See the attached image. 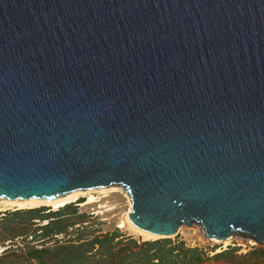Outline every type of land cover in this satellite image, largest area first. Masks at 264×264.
<instances>
[{"label":"water","instance_id":"1","mask_svg":"<svg viewBox=\"0 0 264 264\" xmlns=\"http://www.w3.org/2000/svg\"><path fill=\"white\" fill-rule=\"evenodd\" d=\"M111 185L264 244V0H0V198Z\"/></svg>","mask_w":264,"mask_h":264},{"label":"rangeland","instance_id":"2","mask_svg":"<svg viewBox=\"0 0 264 264\" xmlns=\"http://www.w3.org/2000/svg\"><path fill=\"white\" fill-rule=\"evenodd\" d=\"M115 188L105 196L93 194L98 196V201L86 205H83L85 196H81L78 201L59 208L32 207L35 218H28L22 212L27 208L14 209L0 204V264L32 263L36 259L27 258L26 253L34 249L41 251L38 255L48 264H54L65 255L72 256L71 264H151L143 260V253L138 252L140 248L145 250L144 254L155 252L163 256L168 264H264V244L248 243L251 239L232 235L229 243L222 247L221 242H209L194 232L192 224H181L177 232L168 237L157 235L153 239L139 240L136 234L120 227L130 201L121 187ZM46 222L50 223V228L60 226L61 231L48 230L44 235L42 227ZM194 225L196 229L199 227ZM144 241L147 243L142 244ZM187 248L193 249L190 252L199 260L190 258ZM85 250L88 252L84 253ZM136 251V255L133 254Z\"/></svg>","mask_w":264,"mask_h":264},{"label":"bare ground","instance_id":"3","mask_svg":"<svg viewBox=\"0 0 264 264\" xmlns=\"http://www.w3.org/2000/svg\"><path fill=\"white\" fill-rule=\"evenodd\" d=\"M111 186L95 187V188H88V189H83V190L74 189V190H71L70 192H68L66 194L59 195V196H56V197L51 198V199H36V198H25V199H23V198H20V199H17V200H12V199L0 198V204L3 207H11V208H14V209L32 208V207H35V206H38V205H43V206L47 205V206H51L52 208H56V207L59 208V206H63L66 203L69 204L70 202L78 201L77 200L78 197L85 196V200L83 202V205H86V204H89L91 202L98 201V196H96V195L94 196L93 194L101 193L102 195L100 194V197L101 196H105L107 193L111 192L112 188H115V187L117 188L118 187V186H115V187H111ZM125 196H126V198L128 199V202H129L128 195L125 194ZM129 210L130 209H128V211L124 214L123 218L121 219L120 227H124L129 232H131L133 234H136L141 240L153 239V238L158 237L157 235L150 234V233H145V232H142L140 230L135 229L132 226L131 222L129 221L128 217H127V213L129 212ZM191 228H192V230L194 232H197L198 234H201L203 236L201 227H198L196 229V225L192 224ZM173 234H174V232L170 233V234H168L166 236H171ZM206 239L209 242H221L223 244L222 247H225L230 241V237H226V238H224L222 240H213V239H210V238H206ZM247 242L248 243H252V240H247Z\"/></svg>","mask_w":264,"mask_h":264},{"label":"trees","instance_id":"4","mask_svg":"<svg viewBox=\"0 0 264 264\" xmlns=\"http://www.w3.org/2000/svg\"><path fill=\"white\" fill-rule=\"evenodd\" d=\"M22 212H24V213H26L27 214V216H28V218H35L34 217V215H33V208H27V209H25L24 211H22ZM53 213H58V211L57 212H53ZM33 216V217H32ZM43 229H45L44 231H43V234L44 235H47V231L48 230H50V231H53V233H59L61 230V227L60 226H56V227H51L50 228V223L48 224V222H46L44 225H43V227H42ZM145 243H147V241H144V242H142V244H145ZM193 249H191V248H187L186 249V251L187 252H190V251H192ZM43 251V250H42ZM39 252H41V251H39V249H34V250H32V251H30V252H28V253H26V256L27 257H31V258H36L37 259V264H48L47 262H45L44 260H43V258H42V256L41 255H38L39 254ZM73 252V251H72ZM138 252H142L143 253V260H147V261H149V262H151V264H168V263H165L164 262V258H163V256H161V255H158V254H156L155 252L153 253V254H151V255H148V254H144V252H145V250L144 249H142V248H140L139 250H138ZM69 254H70V252H69ZM77 255V254H76ZM154 256V257H153ZM72 256H67V255H65V256H60L59 257V260L58 261H56L54 264H71L70 262H71V258ZM153 258H155L156 259V261L155 262H152L151 260L153 259ZM190 258H192L194 261H196V260H199V258L193 253V252H190ZM1 260V259H0ZM184 261H185V259H184ZM187 261V260H186ZM9 263H13V261H8ZM14 264H19V263H16V262H14ZM118 264V263H117ZM119 264H121V263H119ZM169 264H173V263H169ZM174 264H183V263H174Z\"/></svg>","mask_w":264,"mask_h":264},{"label":"crops","instance_id":"5","mask_svg":"<svg viewBox=\"0 0 264 264\" xmlns=\"http://www.w3.org/2000/svg\"><path fill=\"white\" fill-rule=\"evenodd\" d=\"M87 252H88L87 250L84 251V253H87ZM136 253H137V251H136V252H133V254H135V255H136ZM26 257H27V256H26ZM153 257H154V256H153ZM27 258H30V259H36V258H31V257H27ZM35 261H36V262H35ZM35 261L32 260V263H29V264H37V259H36ZM151 261H152V262H155L156 259L153 258ZM121 264H124V263H121ZM125 264H136V263L128 262V263H125ZM173 264H174V263H173ZM212 264H213V263H212ZM226 264H227V263H226Z\"/></svg>","mask_w":264,"mask_h":264}]
</instances>
